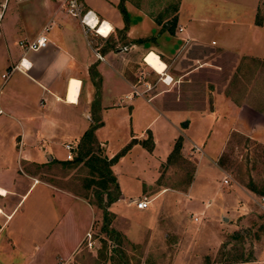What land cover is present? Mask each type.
<instances>
[{
	"label": "crops",
	"instance_id": "0c3cea01",
	"mask_svg": "<svg viewBox=\"0 0 264 264\" xmlns=\"http://www.w3.org/2000/svg\"><path fill=\"white\" fill-rule=\"evenodd\" d=\"M82 1L98 20L108 23L110 31L105 37L97 39L91 32L85 33L77 19L64 14L52 0H13L15 5L9 10L14 15L0 21V190L4 191L0 193V264H67L77 253L90 222L85 227L72 222L70 206L79 201L92 211L91 206L83 198L41 181L22 166L64 161L63 143L77 144L91 125L106 157L129 145L111 166L119 195L109 211L116 224L120 219L130 221L132 213L139 216L138 220L132 218L135 230L130 231L131 240H140L161 221L191 222L197 216L202 222H220L235 231L237 224L260 218L262 248L253 250L247 261L223 264H264V213L260 207L264 206V196L237 183H223L222 170L215 162L224 136L230 131L264 145V111L248 102L246 95L244 99H233L216 86L210 92L211 107L164 108L161 94L144 88L134 71L144 62L150 67L156 56L165 64L161 74L170 79L168 66L196 67L181 76L203 66L220 69L218 63L202 59L215 51L233 54L236 61L232 66L245 58L261 64L264 20L261 25L254 23L261 0H224L232 2L233 14L220 21L231 26L228 34L232 41H221L219 46L212 39L209 43L202 41L198 29L189 25L190 15L181 13L184 0L172 32L161 30L152 18L126 0L128 24L124 31L116 8L119 0ZM19 3L21 6H17ZM45 26L48 29L44 32ZM41 34L48 39L42 48L26 49L18 43ZM71 80L78 81L74 99L68 98ZM190 116L209 121L206 137L222 131L223 140L212 159L205 161L202 155L207 154L203 151L200 156L188 158L193 172L185 187L157 185L158 167L167 160L175 141L171 129L179 131L177 124L185 118L182 126L188 128ZM159 117L170 126L163 155L157 151L161 124L155 123ZM143 140L150 150L141 144ZM189 144L196 145L184 136L179 152L182 158ZM204 144L208 145L206 139ZM134 150L139 160H128V168H122ZM211 167L218 174L213 184L206 183L201 192L196 188L199 172L204 178ZM143 196L150 200L149 206L137 209L131 199ZM169 205L174 209L167 212ZM116 228L129 237L125 227Z\"/></svg>",
	"mask_w": 264,
	"mask_h": 264
},
{
	"label": "rangeland",
	"instance_id": "374dc122",
	"mask_svg": "<svg viewBox=\"0 0 264 264\" xmlns=\"http://www.w3.org/2000/svg\"><path fill=\"white\" fill-rule=\"evenodd\" d=\"M130 6L140 10L153 19L159 17L162 21L173 14L176 9L178 13L181 0H126ZM229 2V0H227ZM224 0H184L182 2V15H190L189 25L198 29L200 39L209 41L212 39L219 46L221 41H232L229 37L231 26L220 21L222 17L233 14L231 3ZM19 3L17 6H21ZM15 5L10 0L4 12L2 22L14 13L9 10ZM206 5V6H205ZM258 14L264 20V0L258 6ZM183 21V19H182ZM176 23V21H175ZM94 38L101 39V35L92 33ZM206 63L215 62L220 69L211 66H203L194 69L185 76L180 74L195 66H168L167 73L171 81L166 82L162 74L156 73L144 61L143 66H137L134 71L138 74L140 84L153 93L161 94V105L164 108H176L186 105L194 107H211L213 86L223 88V92L233 99H246L253 106L264 111V60L245 58L239 60L237 66H232L233 59L229 54L214 52L202 58ZM259 65V66H258ZM176 68V69H174ZM191 117V116H190ZM177 124L180 131L171 129L175 139L184 136L189 137L198 146V150L187 145L186 157L172 154L170 159L165 160L158 167L156 178L157 185L165 184L172 187L183 188L190 181L193 172L191 156L202 155L205 161L213 158L218 143L223 140L224 132H214L206 137L205 128L209 121L191 117L190 126L184 130L183 122ZM161 138L157 151L160 155L166 149L165 141L169 136L170 126L166 125L162 118H158L155 126ZM211 127V125L209 126ZM224 144L216 156L215 162L222 170V175L227 177L231 183L242 186L252 184L256 189L264 186V145L250 140L244 135L230 131L224 136ZM174 139V140H175ZM207 141V146L203 143ZM103 154V151L100 152ZM64 154V152H63ZM139 154L134 150L121 164L122 168H128L130 160H139ZM129 160V161H128ZM221 163V164H218ZM23 169L36 175L41 181L55 185L67 192L83 198L92 208L89 211L86 205L79 201L72 202L70 212L72 222H77L82 227L90 222L89 229L85 232L77 253L67 264H223L227 260L241 257L252 258L253 250L262 248L261 234L263 233V222H243L237 224V229H227L220 222H202L201 219L191 222H157V227L138 241L130 239V231H134V219H140L135 213L129 215L130 221L114 222V214L109 211L111 203L107 206V213L103 214L102 205L105 203V190L97 184L87 186L86 178L88 170L82 164L66 166L59 163H46L44 165H24ZM200 170V169H199ZM201 174V172H199ZM199 174L196 188L204 191L206 183L213 184L218 171L215 167L207 169L204 178ZM201 176V177H200ZM149 197V193L146 194ZM202 195V193H201ZM167 197L170 193H166ZM141 198V197H136ZM159 199L155 200L157 203ZM181 207V206H180ZM169 205L166 211L172 210ZM174 209V208H173ZM61 211V209H60ZM108 221L106 229L102 227L103 220ZM192 218V215H191ZM203 219V217H202ZM126 222L125 226L124 223ZM127 230V237L116 226ZM236 236L233 234H235ZM88 233V236H86ZM137 235V232L134 233ZM254 247V248H253Z\"/></svg>",
	"mask_w": 264,
	"mask_h": 264
},
{
	"label": "trees",
	"instance_id": "16d2710c",
	"mask_svg": "<svg viewBox=\"0 0 264 264\" xmlns=\"http://www.w3.org/2000/svg\"><path fill=\"white\" fill-rule=\"evenodd\" d=\"M116 8L121 15L123 20L124 26L123 31L127 28L128 24V17L127 12L124 7V0H119L116 5ZM154 21L157 25H160L161 30H166L172 32L173 27L175 26L176 21V9L173 10V14L169 16L165 20H161L159 17L154 18ZM254 23L256 25H261L263 23V18L261 15L258 14V7L255 12L254 16ZM137 42L143 41V39H137ZM229 54L233 59L234 55L231 53ZM186 107L193 108V105H186ZM94 125L89 126L79 137V140L76 144V149L71 160H64V161H54L56 163H60L66 166H75L78 164H82L88 170V177L86 178V185L90 186L92 184H97L101 189L105 190L106 200L105 203L102 205L103 214L107 213V206L115 201L118 198L119 191L118 186L115 180V177L111 171V166L117 161V159L127 150L129 145L127 144L121 150H119L116 154L112 157L108 158L105 155L101 154V148L99 147L98 142L96 141L93 135ZM141 144L145 146L147 149L150 150L151 146L146 143L145 140L141 141ZM181 148V138L178 137L175 139L173 146L167 156V159H170L172 154H178ZM49 163V162H48ZM51 163V162H50ZM221 164V163H218ZM34 165H44V164H34ZM250 191L258 194L260 196H264V186L260 189H256L252 184H247L245 186ZM108 221L103 220L102 227L106 229ZM107 230V229H106ZM233 236H236V232H234ZM249 259L237 257L236 259L233 258L231 260H227L226 262H237V261H247Z\"/></svg>",
	"mask_w": 264,
	"mask_h": 264
},
{
	"label": "built area",
	"instance_id": "2783aa9c",
	"mask_svg": "<svg viewBox=\"0 0 264 264\" xmlns=\"http://www.w3.org/2000/svg\"><path fill=\"white\" fill-rule=\"evenodd\" d=\"M9 1L10 0H0V21L4 15V12L7 8ZM52 1L57 3L58 7L64 14L77 19L78 23L80 24V26L82 27L85 33L91 32V33L98 35V28L104 23V21L98 20L95 13L91 9H88L83 5L82 0H52ZM47 29L48 27L46 26L43 27L44 32L47 31ZM109 31H110V28H108L107 34ZM47 41H48L47 37L44 34H41L37 36L34 40H31L29 42H26L24 40H19L18 43L23 48L35 50V49L44 47ZM96 55L99 57L98 53H96ZM63 148L65 150L64 159L71 160L73 158V155L76 149V144L72 142H64ZM191 148H193L194 150L199 149L198 146L194 144L191 145ZM227 181L228 179L226 175L223 176L222 182L227 183ZM261 198L262 200H264V197H261ZM149 201L150 200L144 196L141 198L131 199V202L134 204V206L137 209L147 208L149 206ZM260 207L264 213V206L260 205ZM197 219H198L197 216H193V220L196 221ZM86 236H88V233H86Z\"/></svg>",
	"mask_w": 264,
	"mask_h": 264
},
{
	"label": "bare ground",
	"instance_id": "6f19581e",
	"mask_svg": "<svg viewBox=\"0 0 264 264\" xmlns=\"http://www.w3.org/2000/svg\"><path fill=\"white\" fill-rule=\"evenodd\" d=\"M109 28L108 23L104 22L101 26H99L98 28V35L101 36H106L107 35V30ZM150 68L152 70H154L157 73H162L164 71L165 68V64L159 59V57H154L151 61H150ZM166 82H169L171 79L168 77H165ZM78 86V81L76 80H71L70 83V87H69V94H68V98L69 99H74L75 93H76V89ZM4 191L0 190V193H3Z\"/></svg>",
	"mask_w": 264,
	"mask_h": 264
}]
</instances>
